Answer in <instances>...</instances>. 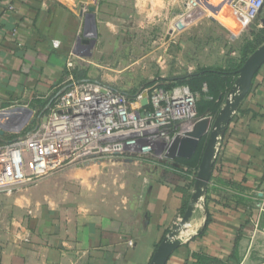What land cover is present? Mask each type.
<instances>
[{"label": "crops", "instance_id": "obj_1", "mask_svg": "<svg viewBox=\"0 0 264 264\" xmlns=\"http://www.w3.org/2000/svg\"><path fill=\"white\" fill-rule=\"evenodd\" d=\"M97 3V17L112 27L165 22L189 26L201 16L185 20L184 0ZM84 20L76 3L0 0V112L30 107L38 100L46 109L72 82L71 58ZM263 23L264 18L257 27ZM185 176L168 171L147 185L134 211L109 216L33 197L0 195V264H152L163 243L172 250L162 264H200V259L231 264L236 238L244 235L246 213L228 197L264 194V65L248 95L222 124L210 183H196L192 195ZM189 208L192 216L184 224Z\"/></svg>", "mask_w": 264, "mask_h": 264}, {"label": "rangeland", "instance_id": "obj_2", "mask_svg": "<svg viewBox=\"0 0 264 264\" xmlns=\"http://www.w3.org/2000/svg\"><path fill=\"white\" fill-rule=\"evenodd\" d=\"M207 1L213 7L223 2ZM75 3L85 20L76 52L71 58L72 83L94 81L130 96L156 84L168 88L186 85L198 98V112L200 107L204 108L200 116L207 111L214 118L221 116L231 97L238 91L240 70L246 63L243 61L264 45V23L257 27L259 20L264 18V12L251 24L252 29L240 37L237 35L239 24L235 18L226 17L222 21L218 17L222 10L216 15L222 24H212L210 16L215 13L208 5H205V14L200 16L198 22L189 26L179 22L168 25L165 22L112 27L97 17V0H76ZM91 7L95 9L94 12L90 10ZM93 26L96 33L92 31ZM85 40L94 42L93 47L85 44ZM205 69L223 73L210 75L206 83H200L195 75ZM45 107L44 101L38 100L30 107H11L1 111L0 114L9 111L5 113L15 115L0 118V147L18 138L25 140L36 128L37 123H28L18 134L21 131L16 128L23 123L14 118L20 114L18 112H25L15 109L29 110L32 113L29 119L38 122L40 115L46 112ZM206 146L207 140H204L191 160L174 162L180 166L179 171L186 174L192 195ZM144 148L145 145L141 144V147L130 149L122 156H104L80 167L58 169L38 179L30 180L26 170L24 182L0 191V195L33 197L36 202L72 205L108 216L131 212L145 197L147 185L171 171L162 162L161 143L150 151ZM254 195L228 197L229 202L241 204L246 213L242 225L244 235L236 238L231 264H264V194L260 197ZM200 260V264H220L211 259Z\"/></svg>", "mask_w": 264, "mask_h": 264}, {"label": "built area", "instance_id": "obj_3", "mask_svg": "<svg viewBox=\"0 0 264 264\" xmlns=\"http://www.w3.org/2000/svg\"><path fill=\"white\" fill-rule=\"evenodd\" d=\"M184 1L188 8L185 20L204 15L208 5L215 13L210 17L221 21L216 15L226 7L224 11L239 24L237 31H246L264 9V0H224L216 7L207 0ZM145 94L146 106L142 104ZM197 103V96L186 85L168 88L156 84L130 96L94 81L71 82L54 97L38 122L26 114L14 118L23 123L16 128L21 131L18 134L25 124L37 125L25 140L18 138L0 147V191L24 182L26 170L30 180L38 179L104 156H122L141 144L150 151L161 143L163 164L179 171L180 166L164 156L177 135L203 118Z\"/></svg>", "mask_w": 264, "mask_h": 264}, {"label": "water", "instance_id": "obj_4", "mask_svg": "<svg viewBox=\"0 0 264 264\" xmlns=\"http://www.w3.org/2000/svg\"><path fill=\"white\" fill-rule=\"evenodd\" d=\"M90 10L94 12L95 9L91 7ZM92 31L96 33L95 26H93ZM84 43L90 45V47H93L94 45V42H90L88 40H85ZM263 65L264 45L256 50L241 68L240 79L237 86V88L241 89V92L236 97L234 103L229 101L219 118L205 116L199 119L193 125L191 130L177 135L168 147L164 156L166 160L173 162L177 160H191L197 153L201 143L204 140H207L206 152L202 158L197 176V185L199 187L207 186L211 181L215 147L218 143L222 124L228 120L231 114L236 110V107L239 106L248 95L253 85L254 78ZM142 104L144 106L148 104L146 94L144 95ZM2 114L3 113L0 114V118L3 116ZM44 122H47V119H44ZM191 216L192 209L189 208L183 219V223L186 224L190 220ZM171 250L172 246L170 244L163 243L154 256L152 264H162L163 260L168 256Z\"/></svg>", "mask_w": 264, "mask_h": 264}, {"label": "bare ground", "instance_id": "obj_5", "mask_svg": "<svg viewBox=\"0 0 264 264\" xmlns=\"http://www.w3.org/2000/svg\"><path fill=\"white\" fill-rule=\"evenodd\" d=\"M61 1H63V2H65L66 4H68V5H73L74 3H75V1L76 0H61ZM226 9V8H225ZM227 11V10H226ZM223 16H226V17H233L231 14H230V12H225L224 11V9L221 11V13H220V15L218 16V17H223ZM94 32V31H93ZM237 92H236V94H234L232 97H231V99H230V102L231 103H234V101H235V99H236V97L240 94V91H241V89H239V88H237ZM19 110V109H18ZM10 111H12V110H10ZM20 111V110H19ZM6 112H9V111H6ZM25 113H24V115L26 114L27 115V118L29 117V116H31V112H28V111H24ZM23 114V112H18V114ZM19 114V115H20ZM4 117H7V118H10L12 115H15V114H13L12 112H10V113H5V112H3V114H2ZM3 116H1V117H3ZM12 118V117H11ZM21 127V125L20 126H18V128H20ZM189 226V225H188ZM190 228V227H189ZM188 230V229H187ZM189 233V232H188ZM188 235V234H187Z\"/></svg>", "mask_w": 264, "mask_h": 264}, {"label": "trees", "instance_id": "obj_6", "mask_svg": "<svg viewBox=\"0 0 264 264\" xmlns=\"http://www.w3.org/2000/svg\"><path fill=\"white\" fill-rule=\"evenodd\" d=\"M264 42V41H263ZM262 42V43H263ZM261 43V44H262ZM247 61V58H245V60L243 61V63H245ZM222 71H213V70H209V69H205L202 72L198 73L197 75H195V79L199 80L200 83H206L207 78L210 75H216V74H222ZM230 74V73H228ZM232 74V73H231ZM197 109H198V103H197ZM204 111L203 107H200V111L198 113H202ZM237 242V241H236ZM237 244V243H235ZM215 261H218V259H214Z\"/></svg>", "mask_w": 264, "mask_h": 264}]
</instances>
